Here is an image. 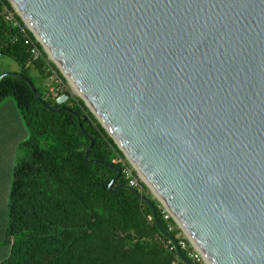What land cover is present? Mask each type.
<instances>
[{
  "label": "water",
  "instance_id": "water-1",
  "mask_svg": "<svg viewBox=\"0 0 264 264\" xmlns=\"http://www.w3.org/2000/svg\"><path fill=\"white\" fill-rule=\"evenodd\" d=\"M8 1L80 92L57 104L85 103L205 263L264 264V0ZM7 76L49 108L30 80ZM75 116L85 161L117 172L109 192L136 196L179 260L196 264L152 199L114 188L122 170L89 159L87 116Z\"/></svg>",
  "mask_w": 264,
  "mask_h": 264
},
{
  "label": "trees",
  "instance_id": "trees-1",
  "mask_svg": "<svg viewBox=\"0 0 264 264\" xmlns=\"http://www.w3.org/2000/svg\"><path fill=\"white\" fill-rule=\"evenodd\" d=\"M10 13H14L11 3L0 0L2 57L15 61L20 66L16 74L30 80L49 108L60 111L46 108L25 81L7 76L0 82V104L14 100L29 133L19 147L9 194L4 242L10 254L0 264H182L146 205L124 188L109 192L117 172L85 161L90 140L75 114L87 116L82 125L94 139L89 159L122 170L114 188L129 183L124 174L128 161L85 103L73 95L58 105V97H51L52 71L62 75L47 62L22 19ZM33 44L41 52L37 59L31 55ZM32 70L38 74L37 81L31 77ZM141 187L153 200L164 228L179 240L181 231L174 220H166L162 205L144 184ZM183 251L190 257V249Z\"/></svg>",
  "mask_w": 264,
  "mask_h": 264
},
{
  "label": "crops",
  "instance_id": "crops-1",
  "mask_svg": "<svg viewBox=\"0 0 264 264\" xmlns=\"http://www.w3.org/2000/svg\"><path fill=\"white\" fill-rule=\"evenodd\" d=\"M29 137L17 103L6 99L0 104V263L8 258L10 246L5 244L8 202L13 171L19 157V147Z\"/></svg>",
  "mask_w": 264,
  "mask_h": 264
},
{
  "label": "built area",
  "instance_id": "built-area-1",
  "mask_svg": "<svg viewBox=\"0 0 264 264\" xmlns=\"http://www.w3.org/2000/svg\"><path fill=\"white\" fill-rule=\"evenodd\" d=\"M30 51H31V55L34 59H37L38 57L41 56V52H40L39 48L34 44L32 45V48ZM1 57H2V53L0 51V58ZM52 72H53V77H51V79L48 82V92L51 95V97H59L62 94L61 92H63L62 91L63 90V81H62L63 78L60 77L57 73H55V71H52ZM124 174H125L127 180L129 181L128 184L141 191L142 182L135 176V172L132 170L130 164H128V166L125 167ZM164 218L166 220L172 218L171 214L169 212H167L165 209H164ZM177 228H178V226H177ZM171 229H173V228L171 227ZM182 234H183V232L181 231L179 233V236H178V238H179L178 243H179V246L181 247V249L182 250L190 249V258L193 262L206 264L202 255L200 254V252L193 246V244L187 239V237L183 236ZM169 245L171 246L170 249L175 251L170 241H169ZM175 254H176V252H175ZM176 256H177V254H176ZM177 258L179 259L178 256H177Z\"/></svg>",
  "mask_w": 264,
  "mask_h": 264
},
{
  "label": "rangeland",
  "instance_id": "rangeland-1",
  "mask_svg": "<svg viewBox=\"0 0 264 264\" xmlns=\"http://www.w3.org/2000/svg\"><path fill=\"white\" fill-rule=\"evenodd\" d=\"M12 8L14 9V7L12 6ZM10 15V17H12V16H14V15H17V16H19L18 15V13L16 12V10L14 9V13H12V15H11V13L9 14ZM25 25V24H24ZM28 30H29V28L28 27H26ZM38 42V41H37ZM41 46V45H40ZM42 47V46H41ZM42 49H43V47H42ZM43 51H44V49H43ZM45 52V51H44ZM47 55V54H46ZM47 62H50V63H52V64H54L52 61H50L49 60V57H48V55H47ZM55 65V64H54ZM56 66V65H55ZM58 69V68H57ZM59 70V69H58ZM20 71V66L15 62V61H13L11 58H9V57H2V58H0V72H6V73H18ZM59 72H60V70H59ZM60 74H61V72H60ZM62 75V74H61ZM31 77H32V79L34 80V81H37L38 80V74L36 73V71H34V70H32L31 71ZM62 78H63V80H65V82H66V85L64 86L65 87V90H69L70 88H71V85H70V83L64 78V76H62ZM64 90V89H63ZM64 90V91H65ZM127 160V159H126ZM128 161V160H127ZM128 163H129V161H128ZM130 166H131V168H132V170L135 172V176L142 182V180H141V177H140V174L133 168V166L130 164ZM142 184H144L143 182H142ZM145 185V184H144ZM148 188V187H147ZM148 191H149V193L152 195V193H151V191H150V189L148 188ZM153 196V195H152ZM155 199V198H154ZM1 225H0V229H1ZM3 228V227H2ZM183 236H186L184 233L182 234ZM6 244V243H5Z\"/></svg>",
  "mask_w": 264,
  "mask_h": 264
},
{
  "label": "bare ground",
  "instance_id": "bare-ground-1",
  "mask_svg": "<svg viewBox=\"0 0 264 264\" xmlns=\"http://www.w3.org/2000/svg\"><path fill=\"white\" fill-rule=\"evenodd\" d=\"M13 3V2H12ZM14 5V4H13ZM15 6V5H14ZM15 8H16V6H15ZM16 10H17V12L21 15V13L19 12V10L16 8ZM24 21H25V23H26V25H27V27L29 28V29H31L32 30V28L30 27V25L27 23V21L24 19ZM34 32V31H33ZM35 33V32H34ZM36 35V34H35ZM36 37H37V35H36ZM37 39L40 41V39L37 37ZM41 42V41H40ZM45 47V46H44ZM45 49H46V52H47V54H48V57H49V59L51 60V61H53L55 64H57L59 67H60V65L57 63V61L53 58V56L50 54V52L47 50V48L45 47ZM60 69L62 70V72L65 74V72L63 71V69L60 67ZM66 75V74H65ZM66 77H67V79L69 80L68 82L70 83V85H71V87H72V89L74 90V92L75 93H77V94H80V92L77 90V88L74 86V84L71 82V80L68 78V76L66 75ZM138 170V169H137ZM139 171V170H138ZM140 173V172H139ZM140 175H141V178H143V180H145L146 181V179L142 176V174L140 173Z\"/></svg>",
  "mask_w": 264,
  "mask_h": 264
}]
</instances>
